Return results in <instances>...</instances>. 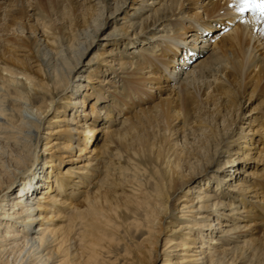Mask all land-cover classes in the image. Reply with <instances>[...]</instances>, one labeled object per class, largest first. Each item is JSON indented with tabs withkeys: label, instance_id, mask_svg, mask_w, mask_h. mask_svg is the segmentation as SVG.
Instances as JSON below:
<instances>
[{
	"label": "bare ground",
	"instance_id": "bare-ground-1",
	"mask_svg": "<svg viewBox=\"0 0 264 264\" xmlns=\"http://www.w3.org/2000/svg\"><path fill=\"white\" fill-rule=\"evenodd\" d=\"M85 1L92 4L87 9L101 2L78 0L76 5ZM108 3L106 9L112 10L106 15L105 5L93 14L85 7L81 14L85 22L81 37H89L79 42L82 50L103 40L100 51L85 63L88 71L78 56H72L71 64V45H61L58 51L47 48L49 39H43V32L37 34V52L49 69L47 87L35 89L24 75L0 72V140L20 147L28 142L32 148L30 163L23 157L26 166H18L14 177L18 181L32 176L39 159L44 161L34 185L26 182L21 192L5 197L2 188L12 184L6 183L7 174L0 168V264H100L104 253H111L116 223L129 216L128 202L134 196H148L156 207L167 201L169 189L170 197L180 191L186 195L176 208L177 225L168 227L182 240L164 243L159 252L162 264H264L254 259L264 260V16L245 0ZM111 18L120 19V25L102 34ZM15 31L24 32L18 22ZM101 72L107 76L104 80L99 79ZM117 79L126 84L122 92ZM9 90L14 92L15 108L6 103ZM151 96L157 100L146 103ZM182 97L193 101L195 112L205 110L204 117L214 121L201 119L200 136L190 144L202 148L183 144L180 164L172 156L177 151L167 150L168 158L160 164L161 180L151 191L135 171L142 164L147 168V162L137 161L135 168L128 164V169L119 165L123 156L133 157L130 134L135 123L149 119L156 109L169 120L171 108ZM64 98V105L56 108ZM89 100L94 102L89 105ZM256 100L260 101L250 107ZM136 102L147 105L138 108ZM53 111L60 115L48 119ZM103 119L100 137L97 123ZM202 140H210L215 145L211 155L224 161L192 183L195 175L188 159L203 153ZM100 160L112 169L104 185L95 180L102 175L97 172ZM212 166L213 161L206 165ZM109 184L111 189H105ZM69 207L74 213L65 223ZM90 221L98 223L96 229L87 242L77 244L74 235L87 239L88 227L82 226L80 232L74 228ZM249 228L258 235L254 249L240 255L236 251L241 245L219 249L224 238L247 243L249 239L242 237ZM98 239L102 245L95 242ZM135 259L139 258L128 262Z\"/></svg>",
	"mask_w": 264,
	"mask_h": 264
},
{
	"label": "rangeland",
	"instance_id": "rangeland-1",
	"mask_svg": "<svg viewBox=\"0 0 264 264\" xmlns=\"http://www.w3.org/2000/svg\"><path fill=\"white\" fill-rule=\"evenodd\" d=\"M77 1L78 0H0V72L7 69V71L10 73L14 72L20 76L24 75L27 78V83L33 84L35 89L47 87L48 83H50L49 69L42 61V57L44 58V56L39 55L37 52V34L39 35L43 32H45L43 39H49L48 41H45L47 48L53 51H58L60 50L61 45L68 47L71 45L73 47L69 51L71 56V64L74 63L72 56H78L81 58V62L85 64L92 58L95 51H100V45L103 41L102 39L99 41V45L97 44L94 46L93 42H91L92 44L89 43L87 44L88 46L85 45L88 47V49L82 50V47H80L79 42L89 38L81 37V34L85 30V22H83L81 14L85 10V7L86 12L88 11L89 14L96 13L98 11L97 7L101 5L106 6V3L109 4V0H101L100 3H94V6H91V8L88 9L87 7L89 4H91L90 1H85L83 4L78 2L79 4L76 5ZM29 7L32 9H28ZM107 7L108 6L105 7V15L108 14L110 10H112L106 9ZM123 14L127 16V12ZM17 22L23 27L24 32H21L22 35L16 34L15 29ZM120 22V19L118 21L115 19L113 20L112 18L109 19V21L106 22V24L101 28L102 34L108 30H111L113 26L118 27ZM84 35L87 36L86 33H84ZM54 42H57V46L53 45ZM134 50L135 49H133V51ZM92 64V66L95 68L96 66L94 63ZM83 68L84 70L87 69L88 71V65H83ZM96 69H98V67H96ZM91 70L94 71L93 68ZM75 75L76 74H73V76ZM100 75L101 76L99 79L101 80H104L105 77H107L103 72H101ZM96 84H98L97 86L102 87L101 83H95V85ZM125 86L126 84H124L122 81L119 82L117 79V88L120 90V92H122ZM104 93L106 94V91ZM7 94H9V98H7L6 103L9 107L15 108L16 106L14 104V100L12 99L14 98V92L9 90L7 91ZM154 95H156V91ZM66 98H64L61 103L56 104V108L64 105ZM151 100L153 102H150ZM156 100V96H151L149 98L147 97L145 102L148 104H153ZM187 100L188 101L185 102L184 98L182 97L180 103L176 104L174 106L175 108H171L172 116H169V120L167 119L168 116H165L166 114L159 111V109L152 111L153 113H151L149 119H145L143 122L142 120H139L135 123L136 127L133 128L135 130H132L134 133L130 134V147L134 152L133 157H131L130 153L128 156H123L119 166L123 169H128V164L135 168L137 161L145 163L147 162V168L145 167V164H142L135 171H140V174H137L136 177L144 182L146 188L151 191H155L157 189V180H161V170H164V168L160 169V164L167 160L168 157L165 156L167 150L171 149L170 153L173 149L177 151L172 156L174 161L180 164V158L182 155L180 148L183 144L198 150L202 148L192 146L190 144L191 142H197L195 140L196 135L200 136L199 134L201 130H198L197 126L201 119L205 118V121L212 119L214 121V118H210L208 115H205L204 117L205 110L201 111V113L195 112V109L192 106L193 101L189 99ZM259 101L260 100H256L255 102L250 103V107L256 106ZM93 102L94 100H89V105ZM100 103L101 102L98 103L99 106L102 105ZM136 103L137 106H139L138 108L147 105L143 102ZM109 108L105 107V109H108L110 112ZM88 109L90 108L87 106L86 110ZM182 111L184 116H181L178 113ZM55 112L56 111L51 112L48 119L52 116L60 115ZM112 115L114 116L115 113L113 112ZM17 118L18 117H16V119ZM121 119H124V116H121ZM105 122L106 120L103 119L101 123H97V126L101 129L99 131L100 137L102 134L104 135L103 131L105 128ZM48 124L50 125L49 122H46V125ZM52 124L53 123H51V125ZM46 128L47 126L43 128V131ZM129 128L130 125L126 127L127 130H129ZM238 128L239 126L237 125L236 130H238ZM196 132L197 134H195ZM40 141L43 142L46 141V139L42 138ZM202 141L205 143L202 145L205 146L203 150H201L203 153L197 156L193 155L188 159L191 166V172L193 175H195L192 183H195L201 178L207 176L210 172L214 171L217 166H220L219 163L224 161H222V159H216L213 155H211V153L215 151V145L212 144L210 140ZM0 147V168H2L7 174V178H5L6 183L12 184L7 189H5V186L2 188L3 190L1 189L2 193L4 192L3 196L9 195L15 191L21 192L22 187L26 182H29L30 186H32V184L34 185L36 181L35 175L38 174L39 171L41 172L43 169V159H39L40 164L36 166L34 171L35 173L32 176H28L27 174L26 176H22V178L18 181L14 177V172L17 167L24 166L22 165L24 158L27 160V157H29L28 163H30V150H32L31 144L27 142L25 146L20 147L0 140ZM148 149L151 151H148ZM9 153H12L13 155L8 156ZM210 161H213V166L211 168H207L206 165ZM168 162L172 164V161ZM99 166L102 168H100V170L97 172L102 173V175L101 177H96L95 180H98L99 184L104 185V182H107L106 175L108 172H112V169L110 167H106V165H103V160L99 161ZM44 169L46 170L45 167ZM47 170L49 171L50 169L47 168ZM114 183H117V180H115ZM104 187L108 190L111 189L110 184L109 186ZM38 192L39 191H37L35 195ZM171 192L172 190L169 189L168 194ZM168 194L167 201L164 204L158 203V206L156 207H154V200L148 196H144L143 198H137L134 196L138 202L132 196L133 200L128 202L130 208L129 216L126 218H121L122 221L120 223H116L117 226L119 224V227L115 231V235L111 234V240L113 244H111V253H104V260L102 259L100 264H162L164 262V257L159 255V252H161L163 249L164 243L170 238H174V241L182 240V238L180 239V237L176 236V234H170L168 227L177 225L175 219L176 208L178 207V202L180 199L186 196H184V192L182 191L177 192L171 197ZM65 213L67 214V217H65V223L71 222L69 220L73 215L74 210L69 207ZM155 218L158 220L156 221ZM97 224L98 223L91 221L89 223L84 222V224L78 222L76 228H74V231H81L82 226H86L88 227V231L85 236L88 238L86 239L85 237L74 235L77 244L87 242L93 230L96 229L95 226ZM243 235L244 237L242 238L249 239L247 243L243 244V241L239 240L236 242L229 241L228 239L224 238L223 243L219 245V249L241 245L238 247L239 250L236 251L237 255H240L242 251H246L247 249H254L257 245L256 238L258 235H256L254 232H251V228L246 230ZM211 236L218 238L216 235ZM208 237V235H205V239ZM100 238L108 240V238L102 234ZM207 240L205 241L207 242ZM95 242L98 245H102L103 240L98 239ZM241 247H244V249L241 250ZM136 257L139 259L128 262V260H132ZM254 259L260 262L263 261L264 263V260L261 257H255ZM256 261L251 258V262L256 263Z\"/></svg>",
	"mask_w": 264,
	"mask_h": 264
},
{
	"label": "snow or ice",
	"instance_id": "snow-or-ice-1",
	"mask_svg": "<svg viewBox=\"0 0 264 264\" xmlns=\"http://www.w3.org/2000/svg\"><path fill=\"white\" fill-rule=\"evenodd\" d=\"M245 2L253 4L254 8L259 9L261 15L264 16V0H245Z\"/></svg>",
	"mask_w": 264,
	"mask_h": 264
}]
</instances>
